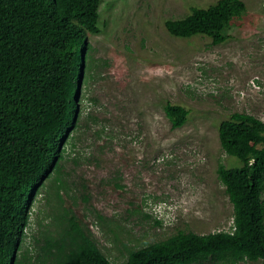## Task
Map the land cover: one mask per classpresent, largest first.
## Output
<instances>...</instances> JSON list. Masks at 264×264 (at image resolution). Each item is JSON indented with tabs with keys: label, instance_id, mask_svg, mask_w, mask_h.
I'll use <instances>...</instances> for the list:
<instances>
[{
	"label": "rangeland",
	"instance_id": "rangeland-1",
	"mask_svg": "<svg viewBox=\"0 0 264 264\" xmlns=\"http://www.w3.org/2000/svg\"><path fill=\"white\" fill-rule=\"evenodd\" d=\"M215 1L103 0L101 31L88 35L77 126L62 146L61 200L52 174L32 201L17 255L23 264H38L46 233L61 236L55 216L63 208L112 264L179 230L230 229L232 205L216 168L239 161L221 150L218 125L235 111L264 122V0H241L245 13L220 44L177 38L164 27L190 6ZM166 102L188 110L180 128H171ZM23 252L30 258L22 260Z\"/></svg>",
	"mask_w": 264,
	"mask_h": 264
},
{
	"label": "trees",
	"instance_id": "trees-1",
	"mask_svg": "<svg viewBox=\"0 0 264 264\" xmlns=\"http://www.w3.org/2000/svg\"><path fill=\"white\" fill-rule=\"evenodd\" d=\"M102 2L0 0V264H23L17 255L32 201L52 174L61 200L62 146L77 126L78 96L89 69L88 35L101 31ZM245 9L241 0H216L190 6L185 16L166 19L164 27L177 38L202 35L220 44ZM163 110L173 129L187 119L181 105L166 102ZM218 141L226 155L239 161L216 168L232 205L230 229L206 234L179 230L130 250L125 264L264 260V122L232 112L218 125ZM55 220L61 236L44 235L38 264H112L72 210L63 208ZM20 255L30 258L26 252Z\"/></svg>",
	"mask_w": 264,
	"mask_h": 264
}]
</instances>
